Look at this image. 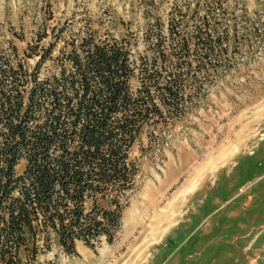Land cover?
Returning <instances> with one entry per match:
<instances>
[{
  "label": "trees",
  "instance_id": "obj_1",
  "mask_svg": "<svg viewBox=\"0 0 264 264\" xmlns=\"http://www.w3.org/2000/svg\"><path fill=\"white\" fill-rule=\"evenodd\" d=\"M183 2L166 30L148 22L137 58L132 36L92 32L64 41L69 49L55 58L53 43L30 46L33 68L13 44L0 52V264L32 263L52 240L66 254L77 253L76 241L111 243L139 171L129 156L138 136H157L198 105L233 66V38L243 45L260 34L242 14L230 19L223 0ZM47 57L56 71L41 78Z\"/></svg>",
  "mask_w": 264,
  "mask_h": 264
},
{
  "label": "rangeland",
  "instance_id": "obj_2",
  "mask_svg": "<svg viewBox=\"0 0 264 264\" xmlns=\"http://www.w3.org/2000/svg\"><path fill=\"white\" fill-rule=\"evenodd\" d=\"M223 1L230 19L242 14L260 34L243 45L233 38V66L198 105L157 136L146 128L138 136L129 156L139 171L115 239L102 237L94 248L76 241V254L52 240L29 264H264V0ZM177 6L186 7L183 0H0V52L13 44L24 57L30 46L53 43L55 58L69 49L64 41L92 32L132 36L137 58L148 22L159 19L166 30ZM55 71L47 57L39 75ZM25 165L19 159L15 172Z\"/></svg>",
  "mask_w": 264,
  "mask_h": 264
}]
</instances>
